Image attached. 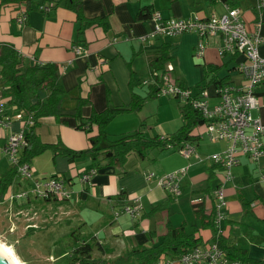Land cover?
<instances>
[{"label": "crops", "instance_id": "0c3cea01", "mask_svg": "<svg viewBox=\"0 0 264 264\" xmlns=\"http://www.w3.org/2000/svg\"><path fill=\"white\" fill-rule=\"evenodd\" d=\"M45 2L52 3L50 11H42L41 3L36 2L29 7L24 3L0 5V46L12 47L19 54L22 65L56 63L59 67L58 83L64 91L61 103L64 114L59 119L54 116L39 118L35 132L45 143H55L60 138L71 149L87 148V133L76 128V119L72 115L77 98L85 100L80 109L83 117L107 108H129L133 91L139 93L137 89L142 88L144 94L139 93L141 96L149 91V85L144 81L149 77L150 60L162 52L168 56L164 66L173 65L172 75L176 81L194 91L203 86L211 94V104L219 99L216 89L220 85L243 83L242 74L237 70L243 57L237 52L219 55V35L207 39L202 57L194 54L199 36L193 31L142 41L141 36L153 24L150 18H137L139 10L146 12L144 8L159 11L165 18L195 15L208 18L225 13L229 6L237 7L249 32L259 24L263 37L259 51L264 56V6L258 10V0H80L79 12L69 8L64 0ZM20 7L27 8L23 23L15 18ZM78 13L84 22L81 35ZM75 44L84 47L83 54L74 52L72 46ZM256 93H264V83ZM156 96L159 97L157 93L148 97L138 110L119 113L114 119H121L122 126L116 131L112 130V123L106 126V143L117 139V135L136 130H141L147 138L172 135L184 122L183 103L175 98L181 112L176 115L174 126L170 124L164 130L154 131L152 124L155 122L149 118L151 113L145 112L144 106ZM7 101L8 97L2 96L0 82V106L13 116L10 127L0 126V179L12 165L3 149L7 135L11 129L25 127L24 120L28 117L24 113H13ZM162 102L174 103V100ZM17 114L22 118L19 119ZM254 114L264 119V108L254 110ZM94 127L93 133L96 132ZM191 134L196 137L186 140L195 142L196 152L188 158L172 146L154 147L145 157L132 151L123 163L108 165L103 161L90 182L84 184L79 175L83 169L92 166L90 156L70 160L66 156H54L48 149L35 155L30 161L34 176L65 177L74 200L33 196L11 198L30 184L17 175L0 197V225L4 220L6 222L5 229L0 231V240L7 245L5 236L13 235L19 225L28 231L41 229L44 223L52 220L51 215L59 214L65 219L70 213L76 214L71 210L74 206L82 208L83 204L96 213L95 221L100 228L91 237L80 238L74 234V246L84 240L95 243L93 259L112 260L132 248L154 245L172 227L182 226L187 233L193 232L201 244L216 241L217 235L209 224L213 217L212 191L217 185H223L227 205L223 231L219 235L227 246L245 249L246 258L264 264V226L258 228L252 223L264 225V184L260 181V175L264 173V155L259 159L241 155L233 166V178L226 180L223 168L208 155L223 151L227 142L211 141L203 123L193 126ZM206 140L212 145H207ZM183 141L176 144L181 145ZM183 166L187 172L181 180V194L177 199L162 188L155 177L151 180L145 177L147 170L161 176ZM134 197L139 198L141 214L138 217L127 213L115 216ZM197 197L200 200L193 203L191 200ZM30 212L35 213V217L23 218L21 215ZM111 240L115 244L110 245ZM261 248L262 253L253 255ZM12 250L22 264L34 262V252ZM58 257L51 253L46 259ZM169 258L172 257L162 255L159 260L166 262Z\"/></svg>", "mask_w": 264, "mask_h": 264}, {"label": "built area", "instance_id": "2783aa9c", "mask_svg": "<svg viewBox=\"0 0 264 264\" xmlns=\"http://www.w3.org/2000/svg\"><path fill=\"white\" fill-rule=\"evenodd\" d=\"M264 6V0H258L257 9ZM52 3L44 2L39 5L42 11H50ZM16 20L23 23L27 18V8L20 7L15 16ZM151 29L141 36L142 41H150L154 38L164 36H175L186 31L196 32L199 36L194 47V54L202 57L207 45V39L213 35H219L221 44L218 47L219 55L225 52L240 53L243 59L239 62L237 70L242 74L243 83L236 85L224 83L216 89L218 100L210 103L211 94L203 86L196 91L190 87L180 84L172 75L174 67L168 64L162 71H153L152 75L159 77V87L156 91L159 96L177 98L183 105H191L203 117L205 133L211 141L225 140L227 146L223 151L208 155L212 161L219 164L224 171V178H233V166L239 162L241 155L252 159H259L264 155V119L254 114V110L264 108V93H256V89L264 83V56L260 54L259 46L263 37L257 24L255 30L249 32L246 28L240 9L227 7L226 12L221 15H212L202 18L197 15L190 18L163 17L159 11H154L150 17ZM76 54H83L84 47L81 44L72 46ZM154 82L150 76L144 83ZM21 114V113H20ZM20 114L16 116L22 118ZM12 115L4 112L0 106V126L10 127ZM25 127L11 129L7 135L4 145V153L12 165L17 166L18 177L30 182L26 189L11 195L14 197H38L42 199L57 198L60 200L70 199L73 191L69 186L68 179L61 176L35 177L30 162L20 163V155L27 145L25 133L27 126L32 125V115L24 120ZM165 136H160L163 139ZM166 146L178 148L179 152L189 157L196 152L193 140H184L181 145L167 143ZM185 166L156 176L154 172H146L145 177L156 182L175 199L181 194V180L185 176ZM97 173V169L90 167L80 172L81 183H89L90 179ZM260 181L264 184V173L260 175ZM213 202V226L219 235L223 229L225 209L227 201L223 185H217L212 191ZM132 202L124 205L119 212L127 213L132 217L141 214L142 206L138 197L132 198ZM200 199L193 198L191 201L197 203ZM254 264L241 259H230L216 241L205 242L196 245L180 255L169 258L166 262L157 260L154 264Z\"/></svg>", "mask_w": 264, "mask_h": 264}, {"label": "trees", "instance_id": "16d2710c", "mask_svg": "<svg viewBox=\"0 0 264 264\" xmlns=\"http://www.w3.org/2000/svg\"><path fill=\"white\" fill-rule=\"evenodd\" d=\"M54 0H0V5L10 3H24L29 7L34 2L42 3ZM60 1V0H55ZM66 5L79 12L80 0H64ZM139 10L137 18H150L152 11L144 8ZM80 20L79 35L83 33L82 17L77 14ZM79 43V41H76ZM168 59L165 52L150 60L149 76L154 82L149 83V91L145 96L137 92H132V100L129 108H107L100 112H93L89 117H83L80 109L85 100L77 98V105L72 115L76 119V128L87 133L88 147L82 150H75L67 147L59 138L55 143H45L40 140L35 132L39 118L43 116H54L59 119L64 113L61 108L63 88L58 83L59 67L56 63H46L43 65L31 64L22 65L19 54L9 46H0V82L2 86V96L8 97V104L12 107L13 113H24L32 115L34 122L27 126L25 138L27 145L23 148L19 162H30L31 159L45 150H51L54 156L62 155L70 160L90 156L93 168L101 167L103 161L106 164L123 163L128 153L134 151L141 157H145L148 150L166 146L167 143H178L186 139H194L191 134L193 126L203 123V117L191 105H183V124L169 136L160 139L159 136L151 138L145 137L141 130L123 135L109 143H106V126L117 114L125 111L138 110L148 97L156 95L158 90L159 77L152 75L153 71H162L164 63ZM133 84V83H132ZM133 87V85H132ZM43 94V95H42ZM95 126V127H94ZM96 128L93 133L92 129ZM17 166L11 165L9 170L0 179V197L6 192L9 184L17 176ZM213 232L217 235L216 242L224 250L230 259H241L243 261L260 264L259 261L246 258V250L227 246L222 235H218L213 226L212 216L209 220ZM201 244L195 238L193 232L187 233L182 226L172 227L163 235L160 240L149 247L140 246L127 250L112 260H97L92 258L93 243L82 241L75 247L77 255L71 259L70 264H154L162 255L171 257L180 255L188 249Z\"/></svg>", "mask_w": 264, "mask_h": 264}, {"label": "rangeland", "instance_id": "374dc122", "mask_svg": "<svg viewBox=\"0 0 264 264\" xmlns=\"http://www.w3.org/2000/svg\"><path fill=\"white\" fill-rule=\"evenodd\" d=\"M137 91L141 94H144V90L142 88H138ZM155 98L156 99H150L151 102L144 106L145 112L151 113L149 118H151V120L155 122L152 124V129L154 131L164 130V128H168L170 124L174 126L176 115H179V111L181 112L179 108L180 105L179 103H177V99L168 96H156ZM162 100H174V103L162 102ZM160 102H162V105L159 106ZM120 120L121 119H111L107 125L112 123V130H119L120 126H122L120 125ZM121 136L122 135H117L115 138H119ZM205 143L207 145H212L209 144L207 140L205 141ZM147 171L152 172L151 170ZM70 200L72 201L74 199L71 198ZM70 200H66V202H69ZM81 206L82 208H75L74 206L71 210L76 214L70 213L69 216L65 219H62V216L60 217L59 214H57L56 216L51 215L52 220L48 223H44V227L41 229L28 231L23 229L22 225H19L18 230H16L13 235H6L4 241L7 242V245L12 246V248L16 252H21L24 250L34 252L36 257L34 258V260H32L34 262L31 264H70L71 259L77 255L75 247H77L78 244L74 246V244L76 243L75 238L73 237L74 234L80 236V238H83L84 236L91 237L93 234H96V232L100 228L99 224L95 221L96 213L93 211V209L91 207H84L86 205L83 204ZM21 215L23 216V218H29L33 216L35 217V213L33 212L26 214L24 213ZM252 223L258 228H263L264 226L262 225V222ZM5 226L6 222L4 220L0 225L1 232H3ZM100 235L102 237L104 236L103 233H101ZM104 243H106V245L109 244L108 241H104ZM111 244L115 243L111 240L110 245ZM262 251L263 248H261L259 252L254 253L253 255L262 253ZM51 253L59 257L46 259V257Z\"/></svg>", "mask_w": 264, "mask_h": 264}, {"label": "bare ground", "instance_id": "6f19581e", "mask_svg": "<svg viewBox=\"0 0 264 264\" xmlns=\"http://www.w3.org/2000/svg\"><path fill=\"white\" fill-rule=\"evenodd\" d=\"M0 248L2 249V251L11 258L13 264H22L20 262V260L17 258V256L15 255L14 251L12 250L11 247H9L8 245H6L5 243H3L0 240Z\"/></svg>", "mask_w": 264, "mask_h": 264}, {"label": "water", "instance_id": "95a60500", "mask_svg": "<svg viewBox=\"0 0 264 264\" xmlns=\"http://www.w3.org/2000/svg\"><path fill=\"white\" fill-rule=\"evenodd\" d=\"M0 264H13L10 257H8L0 248Z\"/></svg>", "mask_w": 264, "mask_h": 264}]
</instances>
